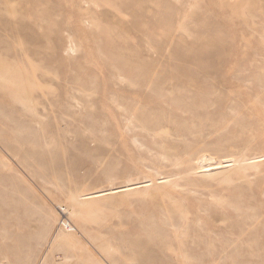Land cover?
<instances>
[{
  "label": "rangeland",
  "instance_id": "374dc122",
  "mask_svg": "<svg viewBox=\"0 0 264 264\" xmlns=\"http://www.w3.org/2000/svg\"><path fill=\"white\" fill-rule=\"evenodd\" d=\"M0 264H264V0H0Z\"/></svg>",
  "mask_w": 264,
  "mask_h": 264
},
{
  "label": "bare ground",
  "instance_id": "6f19581e",
  "mask_svg": "<svg viewBox=\"0 0 264 264\" xmlns=\"http://www.w3.org/2000/svg\"><path fill=\"white\" fill-rule=\"evenodd\" d=\"M60 225L66 230H69V231L72 230V227H70L71 225L68 221L62 220L60 221Z\"/></svg>",
  "mask_w": 264,
  "mask_h": 264
}]
</instances>
